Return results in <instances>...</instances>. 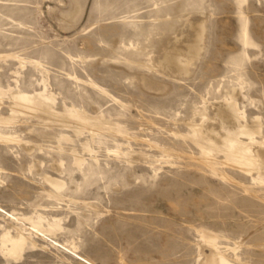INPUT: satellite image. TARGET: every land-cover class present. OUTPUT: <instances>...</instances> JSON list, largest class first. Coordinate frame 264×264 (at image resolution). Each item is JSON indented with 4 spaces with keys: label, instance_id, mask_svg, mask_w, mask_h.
<instances>
[{
    "label": "rangeland",
    "instance_id": "obj_1",
    "mask_svg": "<svg viewBox=\"0 0 264 264\" xmlns=\"http://www.w3.org/2000/svg\"><path fill=\"white\" fill-rule=\"evenodd\" d=\"M3 2L0 53L27 63L0 61V127L33 147L0 142V204L61 217L64 229L35 236L39 245L17 262L0 255V264H87L78 253L95 264H201L211 239L221 250L237 246L226 250L236 264H264V183L223 163L225 148L209 146L210 158L194 140L202 125L225 132L216 112L234 86L248 118L261 117L264 138V0ZM202 21L190 71L162 64L173 46L186 51ZM45 78L57 105L37 94ZM23 91L48 111L3 124ZM75 107L95 133L55 120ZM59 143L63 153L51 147ZM47 174L66 180L61 193Z\"/></svg>",
    "mask_w": 264,
    "mask_h": 264
},
{
    "label": "bare ground",
    "instance_id": "obj_2",
    "mask_svg": "<svg viewBox=\"0 0 264 264\" xmlns=\"http://www.w3.org/2000/svg\"><path fill=\"white\" fill-rule=\"evenodd\" d=\"M0 3H4L3 0H0ZM195 30L196 31L194 34H196V38L194 42L187 43L186 51L181 50L180 48L176 47L177 45H175L172 49L166 52L163 59L161 60V63L167 68L177 71L178 73L184 74L190 71L192 63L191 59L199 53L201 48L199 45H201L202 41L204 22H199L197 27H195ZM11 55L15 56L14 54L0 53V61ZM15 57L20 60L21 67L26 65L27 59L24 57ZM35 63L43 65L40 61H35ZM1 67L2 66L0 65V68ZM14 73L17 77L20 74V71L16 69ZM47 80L48 79L46 78L44 79L43 88L42 90L37 91V94L42 98L44 103L49 102L50 106L57 105V95L54 92L49 91ZM143 81L149 82L147 78H144ZM0 89L2 88L0 87ZM237 94V87L234 86L227 89L223 97L224 105L220 106L216 112V117L221 120L220 124L225 132L217 129L215 126L206 128L202 125L199 126L196 131H194V136H196L194 137V140L199 146H201L203 149L202 151L206 152L210 158L212 153L209 146L215 148H225L228 153L223 163L229 164L233 168H239L245 174L256 171V175L253 176V180L258 184L264 183V138L261 136L263 131V122H261L262 120L259 115L251 119L248 118L246 111L243 109V105L237 99V97H235ZM35 97L36 96L33 93L23 91L21 104L19 107L12 108L13 110L10 111L12 114L10 121L5 120V123L3 124L8 125L7 123L11 122L10 125L17 126L19 124L18 120L16 119L18 116L32 117L36 114L46 113L48 109H46L43 104L42 106L36 103ZM4 102V94L3 91L0 90V106ZM72 110L74 111H71L70 116H60L55 120H57L62 125H71L72 123H76V125H78L77 129H80L81 125L83 124L86 125L88 129H91L92 133L97 131L98 126L90 123L89 118L84 116L79 108L75 107ZM52 112L56 113L57 111L52 110ZM203 118L204 119L202 123L208 117L204 116ZM56 138L58 142H62L64 139H66V136L64 135L63 131L57 130ZM203 140H205L204 142H206L208 145L205 144ZM8 141H13L19 145H25L29 151H31L30 149L33 147V145L31 146L30 144L32 140L20 138L17 134L5 133L4 129L0 127V142ZM51 147L54 152L63 153L65 151V148L61 143L56 146L51 145ZM81 155L82 154L80 151H73V156L76 157V161L80 165L84 163L83 157ZM63 165V159L55 160L52 163V166L59 171ZM222 176L227 179L233 178L226 173H224ZM45 180L55 189V191L60 193L67 185L64 178L53 176L51 174H47L45 176ZM0 211V215L3 216V219L9 220V225L0 222V255L8 261L17 262L23 257L24 252L26 251L25 249L35 246L37 247L39 243L35 236H42V238L45 240L49 239V237L50 239H54L53 235L58 234L64 229L63 222H61V217H53V221H50L44 218L41 213L37 215H31L8 211L2 207L1 204ZM2 212L5 215L2 214ZM48 228L50 230H48ZM53 242H56L55 244L57 245L58 241L53 240ZM208 242L210 245H212V251L210 253L207 252V254H204L205 257L201 261V264H236L229 258L228 255H226V250L232 249L234 252H237V246H227L225 249L221 250L219 247L222 246L216 245L217 243L215 242V239H211ZM58 244L60 243L58 242ZM76 247L77 245L73 244L71 249L78 253ZM77 255L79 260H82L87 264H95L92 260L79 253ZM237 257L238 256H236V258Z\"/></svg>",
    "mask_w": 264,
    "mask_h": 264
}]
</instances>
